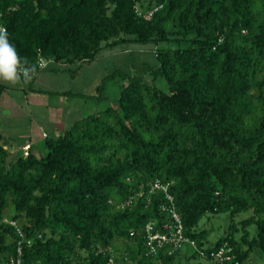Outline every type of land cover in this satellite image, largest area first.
<instances>
[{"label": "trees", "instance_id": "16d2710c", "mask_svg": "<svg viewBox=\"0 0 264 264\" xmlns=\"http://www.w3.org/2000/svg\"><path fill=\"white\" fill-rule=\"evenodd\" d=\"M0 13L30 64L42 54L77 73L104 49L157 46L115 107L45 138L43 157L30 146L10 152L13 139L0 131V264L16 252L13 221L34 239L23 264H108L110 249L121 264L171 262L178 253L157 260L141 248L144 225L166 220L162 196L116 207L157 179L200 249L209 235L201 218L227 214L232 223L212 248L228 243L241 264L253 252L264 264V0H0Z\"/></svg>", "mask_w": 264, "mask_h": 264}, {"label": "rangeland", "instance_id": "374dc122", "mask_svg": "<svg viewBox=\"0 0 264 264\" xmlns=\"http://www.w3.org/2000/svg\"><path fill=\"white\" fill-rule=\"evenodd\" d=\"M156 50L157 46L155 45H123L113 49H104L96 61L84 64L81 67L75 80L70 78L69 73L61 72L65 69L73 70L76 68L75 66L65 67L63 64H50L45 72H47V74H56V76L50 77L53 80L48 77L44 78L45 81L43 88L45 89H40L38 82L29 83V85H26L25 87L26 90L29 89L37 93L39 91L42 95H46L51 99V105L60 109L76 108L77 104V109L81 108L80 111L83 113L82 117H85L92 112H98L109 107H115L117 100L119 99L122 85L128 83L131 77L138 75V73L143 70L145 64L152 63V54ZM56 69H58V71H55ZM50 70H53L54 72H50ZM110 75H112V77L106 80L104 95L102 98H97V87L101 85L104 78ZM65 89H68L67 91H69L70 94L69 92L68 94H62V91ZM28 92L30 93V91ZM28 92L26 93L29 94ZM254 93L256 95L258 94L257 91H254ZM4 105L6 104L0 106V121L3 119L5 122L4 116L7 115L8 110L3 107ZM38 110L41 109H37L35 111L37 112ZM15 112H17V110H15ZM48 112H50V110H48ZM257 113L259 114L260 111L258 110ZM23 123H28V125L31 123L30 128L34 129L33 142H28L26 137H14L12 143H10L7 147L8 150L10 152H19L24 147L30 146L37 157H43V155L46 154V149L44 148L43 140L39 139V134L43 132L50 137H53L56 135V126L53 127V125L37 123L34 120L27 118L26 115L25 117L17 119L19 127L20 125H24ZM13 214L14 207L11 206L8 209V221L11 220ZM251 215L252 211L239 214L235 217V222L240 224L250 218ZM231 223L230 216L227 214L204 215L198 224V229L207 230L209 232L207 240L204 243V247L200 249L199 247L185 245L171 262L164 264H214L212 260L206 257L205 251L212 248L219 239L226 235ZM240 227L241 226H239V229H241ZM250 233L252 235L255 234V226L250 227ZM242 234L243 232L240 231L236 234L235 238L239 240ZM116 245L117 247H121L122 243L120 242ZM245 264H263V259L259 253L253 252Z\"/></svg>", "mask_w": 264, "mask_h": 264}, {"label": "built area", "instance_id": "2783aa9c", "mask_svg": "<svg viewBox=\"0 0 264 264\" xmlns=\"http://www.w3.org/2000/svg\"><path fill=\"white\" fill-rule=\"evenodd\" d=\"M161 8L162 6H157L149 10L146 18L150 20ZM1 18L2 14L0 13V20ZM0 28L4 27L0 26ZM40 60L44 62L45 66L43 69H45L49 65V61L42 54H39L38 62ZM128 181H130V178ZM169 186V183H164L160 179H157L148 189L140 186L135 194L130 195L125 200L116 204L119 210H125L133 207L137 202H143V200L150 204L152 202L151 196L157 194L162 196L163 201L160 203V209L166 215V220L161 225L158 221H148L142 228L143 237L141 248L146 258L159 260L161 256L170 257L176 255L185 245L198 247L197 242L186 234L183 218L177 210L174 197L169 192ZM110 203H113V201L110 200ZM11 225L16 229L18 241L15 255L9 258L4 264H23L24 247L32 246L34 239L28 238L16 222H11ZM135 237V231H131L130 238ZM37 238H42V235L39 234ZM110 251L112 256L108 264H121L115 259L113 250L110 249ZM209 257L214 264H241L235 254V249L228 243H223L212 248L209 251Z\"/></svg>", "mask_w": 264, "mask_h": 264}, {"label": "crops", "instance_id": "0c3cea01", "mask_svg": "<svg viewBox=\"0 0 264 264\" xmlns=\"http://www.w3.org/2000/svg\"><path fill=\"white\" fill-rule=\"evenodd\" d=\"M45 70L41 71L40 75L34 78L32 81L33 83L38 82V85L40 86L39 88L42 90L45 89L43 88V84L45 81L44 78L48 77L49 79H51L50 78L51 76H56V74H47ZM65 70L61 72L69 73L70 78H72V80H75L77 78L78 73L80 71L79 70L77 73H74L73 71H69L67 69ZM51 71L54 72L53 70H50V72ZM55 71H58V69H56ZM0 83L6 87V90L0 95V106L6 104L3 107L8 110L7 115L4 116L5 122L3 121V119H1L0 121V131L5 133L7 136H9L11 140L14 137H18V138L26 137L27 138L26 140L28 142L30 143L33 142L34 129L30 128L31 123L29 125L28 123H23L24 125H20V127L17 124V119L20 117H25V115L27 116V118H30V120H34L37 123L53 125V127L56 126L55 136L62 135L64 131L67 130L69 127H71L75 122L84 118L82 117L83 116L82 111H80L81 108L77 109L78 108L77 104H76V108L73 107L69 109L66 108L60 109L58 107L51 105L50 102L51 99L48 98L46 95H42V93H39V91L37 93L29 89L26 90L25 85L22 84H18L15 87L8 83H4V82H0ZM67 90L65 89L64 91H62V94H68L69 91ZM28 91H30V93ZM26 92H28L29 94H27ZM37 109H41V110H38L36 112L35 110ZM47 109L50 110V112H48ZM15 110H17L18 114L17 112H15ZM39 135H40L39 139L43 141L45 140V138L50 137L49 135L43 132H41Z\"/></svg>", "mask_w": 264, "mask_h": 264}, {"label": "clouds", "instance_id": "9594fccd", "mask_svg": "<svg viewBox=\"0 0 264 264\" xmlns=\"http://www.w3.org/2000/svg\"><path fill=\"white\" fill-rule=\"evenodd\" d=\"M44 66L42 60L31 64L27 58L22 60L8 39L7 29L0 28V82L12 86L18 84L26 86L40 75L39 69H43Z\"/></svg>", "mask_w": 264, "mask_h": 264}]
</instances>
